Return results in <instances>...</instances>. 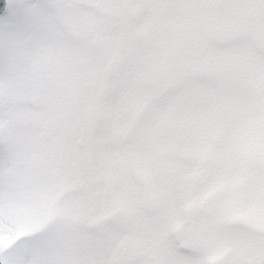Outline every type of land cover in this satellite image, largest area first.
<instances>
[{"label": "clouds", "instance_id": "9594fccd", "mask_svg": "<svg viewBox=\"0 0 264 264\" xmlns=\"http://www.w3.org/2000/svg\"><path fill=\"white\" fill-rule=\"evenodd\" d=\"M65 14L49 0H25L17 11L18 25L0 37V61L6 67L30 64ZM233 16L227 35L213 34L199 47L182 44L165 55L142 109L129 100L106 114L129 129L127 167L140 182L134 196L120 201L118 180L91 182L101 166L102 144L93 141L85 154L88 179L81 190L99 207L83 219L111 211L112 219L98 230L118 225L121 231L111 246L128 252L134 264H170V244L177 238L190 251L192 264H209L217 255L220 264H264V249L226 240L240 227L235 209L264 208V59L234 51L240 44L264 51V39H257L264 37V15L242 6ZM65 39L75 42L79 36L67 31ZM202 79H229L239 95L212 101L197 87ZM126 80L127 73L118 69L114 83L122 86ZM82 111L87 119L90 106ZM15 146L6 131L0 148L8 154ZM36 223L40 226L5 250L11 264H53L60 255L62 218L49 215Z\"/></svg>", "mask_w": 264, "mask_h": 264}, {"label": "rangeland", "instance_id": "374dc122", "mask_svg": "<svg viewBox=\"0 0 264 264\" xmlns=\"http://www.w3.org/2000/svg\"><path fill=\"white\" fill-rule=\"evenodd\" d=\"M11 2L15 5L13 15L4 26L9 34L18 25L16 8L25 0ZM49 2L66 14L59 25L51 26L35 59L28 65L9 67L0 61V144L7 131L16 145L8 154L0 148V247L4 254L29 234V228L39 227L38 220L63 214L78 225L69 221L61 224L58 231L62 251L53 264H107L115 249L108 242V234L114 236L121 229L109 224L104 232L98 230L109 211L91 220L83 219L86 212L99 207L81 190L86 179L85 154L92 150L78 146L85 119L83 107L94 109L102 98L106 117L127 101L136 100L139 111L166 54H173L182 44L199 47L201 40L213 35L218 27L235 22L233 14L242 6L250 10L256 0H117L116 5L111 0ZM136 5L147 12L140 23L130 15ZM102 10L111 11V21L104 20L107 16L100 14ZM156 24L160 29L154 44H149L148 27L157 28ZM67 31H75L79 40L65 39ZM92 38L100 41L98 47L91 45ZM234 51L264 59V51L255 45H236ZM113 55L125 61L127 80L122 86L118 81L107 85L104 80V67ZM200 81L197 87L207 92L212 101L239 95L229 79ZM85 83L89 84L88 90H84ZM48 125L58 128L50 138L45 135ZM104 126L95 136V141L103 145L102 169L91 182L101 185L103 172L115 170L122 182L120 201H128L139 190L138 184L128 178L127 160L125 164L121 162L130 149L128 145L118 147L129 129L114 119H108ZM239 211L236 223L240 227L226 240L252 250L264 249V208L247 206ZM249 218H253L255 226L243 223L244 219L249 223ZM172 241L171 263L192 264V258L176 252ZM6 264L11 262L6 260Z\"/></svg>", "mask_w": 264, "mask_h": 264}, {"label": "water", "instance_id": "95a60500", "mask_svg": "<svg viewBox=\"0 0 264 264\" xmlns=\"http://www.w3.org/2000/svg\"><path fill=\"white\" fill-rule=\"evenodd\" d=\"M0 3L3 4V9L0 10V17L1 15L5 12V10L7 9L8 7V0H0ZM259 12L261 13H264V0H260L259 1ZM253 13H256V11H252ZM233 28V25H229V26H226L225 28H222L219 30V33L218 34H223L225 32H230L231 29ZM217 34V33H216ZM92 43L94 45H97V41H92ZM119 65V60L114 57L111 59L109 65L107 66L106 68V78L109 79L111 76V72L114 71V66ZM86 88H88V86H86ZM93 128V120L91 118V114L88 115L87 119H86V122H85V125L83 127V130L81 132V136H80V139H79V142H78V145L81 146V147H84L86 146L89 142H90V136H91V130ZM46 134L47 136H51L53 133H54V128L53 127H49L46 129ZM0 264H4L3 261L1 260V257H0Z\"/></svg>", "mask_w": 264, "mask_h": 264}, {"label": "flooded vegetation", "instance_id": "af4514ba", "mask_svg": "<svg viewBox=\"0 0 264 264\" xmlns=\"http://www.w3.org/2000/svg\"><path fill=\"white\" fill-rule=\"evenodd\" d=\"M128 132H129V131H128ZM128 132L125 133L124 136H127V135H128ZM128 158H129V157L127 156L126 159H122L121 162H122L123 164H125V163H126V160L128 161ZM109 163H110V161H109ZM127 172H128V178L131 179V180L134 182L135 185L138 184V183L136 182V179L130 174L129 169H127ZM112 174H113L114 178H115L116 180L119 181V183H122V182L120 181L119 176L117 175V173H116L115 170H113ZM138 186H139V188H140V184H138L137 187H138ZM121 201H123V199H122ZM129 243H130V241H129ZM123 252H124V253H128V252H126V251H123ZM128 254H129V253H128ZM122 264H134L133 257L130 255V259H129V261H125V260H124Z\"/></svg>", "mask_w": 264, "mask_h": 264}, {"label": "snow or ice", "instance_id": "6c2138e0", "mask_svg": "<svg viewBox=\"0 0 264 264\" xmlns=\"http://www.w3.org/2000/svg\"><path fill=\"white\" fill-rule=\"evenodd\" d=\"M3 9V4L2 3H0V10H2Z\"/></svg>", "mask_w": 264, "mask_h": 264}, {"label": "trees", "instance_id": "16d2710c", "mask_svg": "<svg viewBox=\"0 0 264 264\" xmlns=\"http://www.w3.org/2000/svg\"><path fill=\"white\" fill-rule=\"evenodd\" d=\"M5 17H6V16H5ZM5 17H4V18H5ZM3 22H4V19L1 20L0 26H2Z\"/></svg>", "mask_w": 264, "mask_h": 264}]
</instances>
